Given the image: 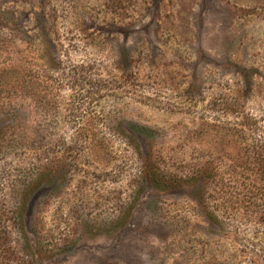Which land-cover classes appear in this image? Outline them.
<instances>
[{
  "label": "rangeland",
  "instance_id": "obj_1",
  "mask_svg": "<svg viewBox=\"0 0 264 264\" xmlns=\"http://www.w3.org/2000/svg\"><path fill=\"white\" fill-rule=\"evenodd\" d=\"M0 264H264V0H0Z\"/></svg>",
  "mask_w": 264,
  "mask_h": 264
}]
</instances>
